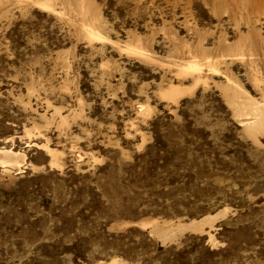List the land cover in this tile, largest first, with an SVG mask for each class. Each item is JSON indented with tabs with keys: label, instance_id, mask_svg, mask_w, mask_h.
Wrapping results in <instances>:
<instances>
[{
	"label": "rangeland",
	"instance_id": "1",
	"mask_svg": "<svg viewBox=\"0 0 264 264\" xmlns=\"http://www.w3.org/2000/svg\"><path fill=\"white\" fill-rule=\"evenodd\" d=\"M55 9L0 0V150L25 156L19 169L0 164V264H264V129L249 136L227 101L251 98L264 111V0ZM92 22L151 59L89 43L81 29ZM197 33L209 49L248 36L253 61H225L224 75L195 87L177 76L175 46L197 45ZM171 84L184 98L161 99ZM46 143L63 153L59 168ZM218 213L214 230L172 240L142 227Z\"/></svg>",
	"mask_w": 264,
	"mask_h": 264
},
{
	"label": "bare ground",
	"instance_id": "2",
	"mask_svg": "<svg viewBox=\"0 0 264 264\" xmlns=\"http://www.w3.org/2000/svg\"><path fill=\"white\" fill-rule=\"evenodd\" d=\"M29 1L33 3L36 9H39L43 12L57 13L55 9V0H29ZM80 9L83 10L85 8L84 6H81ZM234 9L233 11H235ZM57 14L60 15V13ZM81 31L83 32L85 38L91 44L108 43L117 46L119 50L127 56H133L144 60L151 59L150 54H148V52L140 44L135 45L131 41L132 43L125 42L124 45H120L116 42H113L110 36L106 35L105 33H103L101 29H99V27L96 25V22L95 23L92 22L90 24H84ZM197 36H198V42L197 45L195 46L192 44H188V42L184 43V45H182L181 47L179 46V48L175 46L176 53L178 55L177 61H182L181 63L175 64L177 76L178 78L179 77L191 78L193 80L195 87L206 85L208 80L210 81V79L212 78H218L224 75L225 73L222 72L221 66L222 64H224L225 61H245L247 58H249V61H253L252 58L254 57L255 54V48L253 44L249 42L248 36H244L240 38V40L234 44H230L224 38L223 40L218 41L213 49H209L204 46V43H206V38H202L199 33H197ZM227 81L228 83L231 84V79L227 78ZM182 87L183 86L181 85L171 84L167 88L160 90L159 92L161 99L170 102L177 101L184 95L185 89H183ZM225 91H226L225 94L226 93L229 94V89L227 87ZM233 93H234V89H233ZM241 93H245V92H241ZM238 98L239 97L237 96H233V98L231 96L229 99H227V101L230 107H232L236 111V113H239V115L243 113L242 119L240 121L241 126L245 129V131L249 134V136L250 135L256 136L258 133L263 132L264 129L263 106L260 105V103L252 100L251 98L245 102H241L240 99L242 97L239 99L240 101L238 100ZM140 111H141L140 113H142L143 115L148 116L151 113L152 108L149 105H146V107L142 106ZM60 116L61 115H59V117ZM61 121L65 123L66 122L65 117L61 118ZM26 133L27 135L31 134L30 131H27ZM41 148L47 153L49 157H51V162H50L51 168L54 169L59 168L60 167L59 157L62 156L63 153L55 149L52 150L47 145V143L46 145H43ZM24 161H25V156L23 154L21 155L15 154L11 150L9 151L0 150V164L4 170H7L9 167H15V168L18 167L19 169L24 163ZM226 211L227 209L223 210V212ZM219 215L221 216V214L218 213L215 216H207L199 221L193 220L190 223H178V224H173L170 222H164L160 224V222H158L157 220H153L151 222L142 224V227L151 228L153 230L152 234L154 233L158 236L160 235V237L163 236L164 238H166V240L167 239L172 240L173 237H175L178 234H183V232L185 233V231H190L192 233H199V234L203 233L204 230L202 227L205 223H211L209 224L210 226L209 230L211 229L214 230V225L212 224V222H214V220H217L216 218H218ZM108 264H125V263L124 262L122 263L118 259H113Z\"/></svg>",
	"mask_w": 264,
	"mask_h": 264
}]
</instances>
